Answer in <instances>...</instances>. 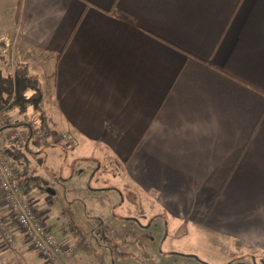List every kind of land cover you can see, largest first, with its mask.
<instances>
[{
    "label": "crops",
    "instance_id": "1",
    "mask_svg": "<svg viewBox=\"0 0 264 264\" xmlns=\"http://www.w3.org/2000/svg\"><path fill=\"white\" fill-rule=\"evenodd\" d=\"M16 33L48 127L155 196L146 213L184 226L180 257L264 259V0H0V37ZM0 213L15 239L0 264H45L1 193Z\"/></svg>",
    "mask_w": 264,
    "mask_h": 264
},
{
    "label": "rangeland",
    "instance_id": "2",
    "mask_svg": "<svg viewBox=\"0 0 264 264\" xmlns=\"http://www.w3.org/2000/svg\"><path fill=\"white\" fill-rule=\"evenodd\" d=\"M18 36L19 33L0 37V63L5 64L2 74L10 75L12 79L15 67L23 62L15 52ZM6 46L10 53H3ZM34 64L33 71L28 72L40 83L38 64ZM45 98L42 93L40 110L43 109L48 116L50 106ZM19 106L14 104L0 111V119L4 122L0 148L6 162L15 170L17 179H30L28 191L22 188L21 191L23 195L25 192L28 194V200L36 202L39 212L48 219L47 226L55 239L71 248L74 256L72 264H98L97 256L107 252L119 253L120 257L113 259L119 261L117 264L201 262L190 258L193 255L179 256L184 226L159 213L157 208L152 217L146 213L144 206L154 205L155 196L147 195L136 187L126 191L127 179L122 168L108 163L107 157L105 160L100 157L107 156L105 149L103 153H95L93 147L83 150L78 145L66 146L59 133L53 134L51 130L34 134L32 139L41 144L26 141V127L17 126V123L27 122L37 127L40 116L31 105L25 106L22 111ZM63 133L68 136L67 132ZM47 134L48 138L43 140L42 136ZM58 143L61 144L55 145ZM88 146L92 144L88 143ZM54 155L57 157L54 158ZM100 158L102 161H99ZM23 169L28 170L26 174ZM15 261L21 264L20 260L12 259L10 255L7 264ZM41 261L48 264L40 257ZM105 262L108 264L111 260L106 258ZM229 264H264V259L242 257Z\"/></svg>",
    "mask_w": 264,
    "mask_h": 264
},
{
    "label": "built area",
    "instance_id": "3",
    "mask_svg": "<svg viewBox=\"0 0 264 264\" xmlns=\"http://www.w3.org/2000/svg\"><path fill=\"white\" fill-rule=\"evenodd\" d=\"M7 51L6 46L3 53H6ZM8 53L10 52L8 51ZM3 127L4 122L0 119V129ZM48 136V134L42 136V139L46 140ZM58 136L64 140L68 139L67 134L63 132H59ZM56 139L59 138L57 137ZM0 193L3 203L8 207L13 216L16 227L19 229L31 249H33L38 256L47 261L48 264H66V259L71 255V248L55 239L50 227L47 226L42 215L36 210L34 202L24 197L19 186L16 172L4 159V154L1 148ZM0 242L4 247L9 249L15 244L10 225L5 216L1 213ZM9 264L19 263L15 261Z\"/></svg>",
    "mask_w": 264,
    "mask_h": 264
},
{
    "label": "trees",
    "instance_id": "4",
    "mask_svg": "<svg viewBox=\"0 0 264 264\" xmlns=\"http://www.w3.org/2000/svg\"><path fill=\"white\" fill-rule=\"evenodd\" d=\"M13 89H15V93H12ZM27 90H29L30 93H27ZM41 100L42 92L39 83L29 74L28 68L25 65L22 64L15 67L13 79L10 75L3 76L0 72V111L14 104L21 105L19 106L21 107L20 111H22L27 105H31L36 111H39L40 122L37 127H34L27 122L17 123V126L24 125V127H26V141L29 142L32 140V142L36 144L41 143L33 140L32 137L38 131L43 132L51 130L53 134L56 133L55 130L48 127L46 114L40 110ZM1 131L2 129H0V132ZM47 144L48 143H43V145ZM24 194L27 193L25 192Z\"/></svg>",
    "mask_w": 264,
    "mask_h": 264
}]
</instances>
